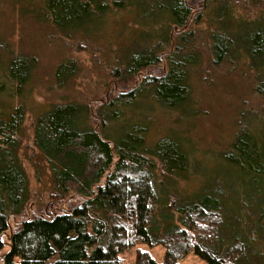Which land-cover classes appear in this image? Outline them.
Returning a JSON list of instances; mask_svg holds the SVG:
<instances>
[{
	"label": "trees",
	"instance_id": "obj_1",
	"mask_svg": "<svg viewBox=\"0 0 264 264\" xmlns=\"http://www.w3.org/2000/svg\"><path fill=\"white\" fill-rule=\"evenodd\" d=\"M237 1L220 0L214 10L220 12L216 28L203 30L199 24L210 8L195 15L190 0H43L44 22L77 41L79 52L91 50L94 66H105L108 86L117 93L108 94L98 108L81 97L54 104L34 118V146L47 172L49 200L70 209L53 215L25 216L31 194L17 149L26 109L20 105L4 112L0 107V264H125L124 253L155 244L152 230H168L160 216L173 210L183 228L161 239L163 261L137 250L135 264H180L192 252L207 264H242L248 239L223 248L220 230L223 211H233L228 222L235 227L250 221L254 209L258 216L250 240L256 245L264 236V110L240 111L244 121H238L219 155L224 171H215L229 179L222 178L216 191L198 185V193L185 199L177 187L183 176L191 179L200 168L184 132L170 131L153 142L149 138L161 112H189L196 92L193 77L206 72L205 64L231 72L239 70L237 64L246 67L253 73L249 89L264 108V0L252 21L233 20V7L247 0ZM120 14L132 25L123 32L127 42L114 47L103 40L109 19ZM37 68L32 56L11 55L0 97H21ZM82 72L83 65L68 57L54 71V85L65 88ZM232 178L241 202L225 195ZM20 216L5 242L11 218Z\"/></svg>",
	"mask_w": 264,
	"mask_h": 264
},
{
	"label": "rangeland",
	"instance_id": "obj_2",
	"mask_svg": "<svg viewBox=\"0 0 264 264\" xmlns=\"http://www.w3.org/2000/svg\"><path fill=\"white\" fill-rule=\"evenodd\" d=\"M190 1L195 5V15L209 6L210 9L203 16L199 28L214 30L217 23L216 16L220 14L219 11L215 12L214 10L220 0ZM236 1L233 0L234 4ZM238 1L237 3H239ZM258 1L247 0L245 3L241 2L242 5L234 6L233 20L242 18L252 21L256 19L262 10L259 6L262 2ZM43 3V0H0V80L5 81L2 73L5 68V61H8L11 55L26 54L32 56L38 64V68L28 85V90L23 92L21 97L16 95L0 97V107L4 112H12L20 105L26 109V117L20 134L21 145L17 149V157L25 168L29 180L31 201L25 214L28 217L34 214L53 215L70 212L67 204L59 206L49 200L47 172H43L44 165L41 162L39 151L34 146V118L47 111L54 104L81 99V97L92 100L90 103L94 108H98L108 94L113 96L117 93L116 87L108 86L110 81L105 66L101 68L94 66L90 54L87 53L91 50L79 52L77 41L61 36L52 26L44 22ZM109 21L111 24L108 25V31H106L103 41L113 42L114 47H120L128 40L123 32L127 25H132V20L120 14L118 16L113 15ZM194 21L198 23L196 17L190 24L193 29L197 28ZM88 34L91 35L90 32ZM95 54L102 58L100 54ZM68 57L77 59L83 65V72L73 83L71 82L67 87L60 89L54 85L53 73L60 62ZM239 66L237 72H231L223 67L214 70L205 64L206 72H198L193 77L196 92L193 102L186 107L189 112H183V110L161 112L157 116V123L153 125L149 137L150 142L170 131L184 132L182 136L188 146L190 156L195 166H199V170H201H198L196 174L194 173L191 179L182 177L184 179L180 183L182 187H177L176 190L182 199L197 194L195 187L198 185H201L202 188L209 185V189L216 191L223 184L222 178L229 179V176L225 175L226 173L217 176L215 171L221 172L223 169L220 167L222 163L218 161L219 155L228 148L233 133L239 125L238 121H244L240 118V111L253 110L252 112H257L264 110L259 99L249 89L253 73L247 71L246 67L241 64H237L235 67ZM164 68V64H161L157 70L161 72ZM6 82L9 88L14 87L13 83ZM128 84L130 82L125 83V86H129ZM120 86L122 87L123 84L120 83ZM8 93L10 92L8 91ZM26 93L28 95L24 96ZM207 178H211V183L205 182ZM228 184L225 192L226 197L233 194L232 196L241 202L243 198L235 185V179H230ZM237 186L240 187V185ZM235 193L238 194L237 197ZM232 212L223 211L225 224L220 230V246L229 248L233 246L235 240L246 238L249 247L242 264H264V257L259 252L264 253V236L256 245L250 240L254 236L253 225L258 213L252 209L250 221L247 220L245 225L242 222V224L234 227L228 222ZM21 218L22 216L11 218L10 230L3 237L5 242L17 228ZM160 219L164 228L168 230L159 232L152 230L151 234L155 244L153 246L141 244L124 253L125 264H135L137 250L150 252L158 263L163 261L165 249L160 242L161 239L171 229L181 230L183 223L182 219L179 218L178 211L175 210L169 213L165 212L164 215L160 216ZM8 250L9 247L7 246L3 252ZM180 264L207 263L192 252Z\"/></svg>",
	"mask_w": 264,
	"mask_h": 264
}]
</instances>
